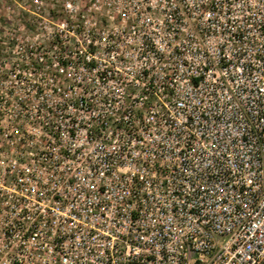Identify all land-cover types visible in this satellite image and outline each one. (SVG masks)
<instances>
[{
    "label": "built area",
    "instance_id": "built-area-1",
    "mask_svg": "<svg viewBox=\"0 0 264 264\" xmlns=\"http://www.w3.org/2000/svg\"><path fill=\"white\" fill-rule=\"evenodd\" d=\"M0 67V264H264V0H56Z\"/></svg>",
    "mask_w": 264,
    "mask_h": 264
},
{
    "label": "rangeland",
    "instance_id": "rangeland-1",
    "mask_svg": "<svg viewBox=\"0 0 264 264\" xmlns=\"http://www.w3.org/2000/svg\"><path fill=\"white\" fill-rule=\"evenodd\" d=\"M56 0H0V67L8 46L15 40L32 39L39 24L51 19Z\"/></svg>",
    "mask_w": 264,
    "mask_h": 264
}]
</instances>
